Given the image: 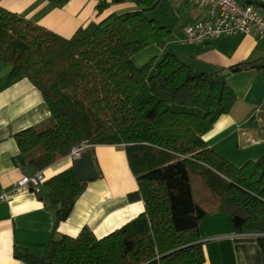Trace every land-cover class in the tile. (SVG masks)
<instances>
[{
    "label": "trees",
    "instance_id": "obj_1",
    "mask_svg": "<svg viewBox=\"0 0 264 264\" xmlns=\"http://www.w3.org/2000/svg\"><path fill=\"white\" fill-rule=\"evenodd\" d=\"M2 0H0L1 3ZM70 0H50L63 6ZM162 0H99L98 14L131 2L136 11L111 14L71 38L34 24L0 5V62L12 81L26 78L49 107L42 128L19 132L18 148L43 171L88 142L124 146L144 213L97 239L90 228L75 238L51 239L35 256L16 248L27 264H205L199 228L204 217L231 215L237 233L257 236L264 264V157L240 168L218 155L204 137L235 107L237 95L220 72H195L166 53L141 68L132 57L150 46L167 47L170 30L147 14ZM242 68V67H239ZM74 166L43 184L62 221L86 191Z\"/></svg>",
    "mask_w": 264,
    "mask_h": 264
},
{
    "label": "crops",
    "instance_id": "obj_2",
    "mask_svg": "<svg viewBox=\"0 0 264 264\" xmlns=\"http://www.w3.org/2000/svg\"><path fill=\"white\" fill-rule=\"evenodd\" d=\"M235 1L241 6L253 7L264 16V0ZM98 3L99 0H70L56 6L50 0H2L0 5L64 38L73 37L79 28L102 22L111 14L138 10L131 2L115 3L100 15ZM156 10L161 13L155 14ZM208 11V6L162 0L154 9L152 19L170 30L167 47L144 48L132 61L141 68L157 57L173 53L195 72H220L235 91L237 101L234 109L215 123L204 140L218 155L240 168L264 157V38L253 30L246 35L236 33L208 43L186 42L183 28L206 19ZM11 69L10 64L0 62V194L8 192L21 178L29 177L26 171L33 168L21 154L15 136L32 127L42 128L51 118L40 91L26 78L12 81ZM226 71L230 72L224 74ZM91 150L98 180L87 184L86 191L59 224L43 184L74 166L69 156L41 171L45 182L40 192L10 195L8 202L0 204V264H27L13 256L16 248L41 256L51 239L75 238L84 228H90L100 240L144 213L143 201L130 202L127 198L138 187L124 146L97 145ZM199 234L205 264L263 262L257 236L237 233L231 215L217 213L204 217Z\"/></svg>",
    "mask_w": 264,
    "mask_h": 264
},
{
    "label": "built area",
    "instance_id": "obj_3",
    "mask_svg": "<svg viewBox=\"0 0 264 264\" xmlns=\"http://www.w3.org/2000/svg\"><path fill=\"white\" fill-rule=\"evenodd\" d=\"M183 1L196 6H208V16L194 25H187L184 29L186 42L190 44L208 43L220 37H229L236 33L248 34L257 31L264 38V16L256 13L251 6H241L235 0H169ZM91 148L88 142L79 144L71 149L69 155L73 161L79 160ZM45 182L42 172L34 176L23 177L14 184L8 192L0 194V204L9 201L10 195H19L25 191L40 192Z\"/></svg>",
    "mask_w": 264,
    "mask_h": 264
},
{
    "label": "water",
    "instance_id": "obj_4",
    "mask_svg": "<svg viewBox=\"0 0 264 264\" xmlns=\"http://www.w3.org/2000/svg\"><path fill=\"white\" fill-rule=\"evenodd\" d=\"M255 67L258 68L259 65L257 64ZM229 72L230 71H226L224 72V74H228ZM73 164H74L75 176L79 179L80 182L89 183L98 180L99 176L97 174L95 165L89 155L84 154L82 158H80L79 160H75ZM35 173L36 170L34 168H28L26 171V175L29 177L34 176ZM61 208H62L61 216L63 219H66L69 210L67 207H63L62 204L59 205V209Z\"/></svg>",
    "mask_w": 264,
    "mask_h": 264
},
{
    "label": "rangeland",
    "instance_id": "obj_5",
    "mask_svg": "<svg viewBox=\"0 0 264 264\" xmlns=\"http://www.w3.org/2000/svg\"><path fill=\"white\" fill-rule=\"evenodd\" d=\"M153 13H154V11H153V12H149V13L147 14V16H148L149 18H152V14H153ZM156 13H157V14H160V13H161V10H160V11H159V10H158V11L156 10V11H155V14H156ZM133 64H134V63H133ZM134 66H135V65H134ZM135 67H136V66H135Z\"/></svg>",
    "mask_w": 264,
    "mask_h": 264
}]
</instances>
